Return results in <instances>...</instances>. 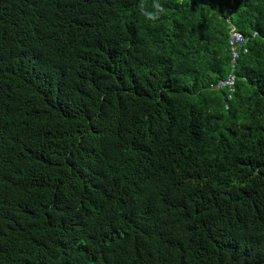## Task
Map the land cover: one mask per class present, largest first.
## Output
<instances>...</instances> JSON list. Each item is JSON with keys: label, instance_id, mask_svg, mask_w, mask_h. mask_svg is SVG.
I'll list each match as a JSON object with an SVG mask.
<instances>
[{"label": "trees", "instance_id": "obj_1", "mask_svg": "<svg viewBox=\"0 0 264 264\" xmlns=\"http://www.w3.org/2000/svg\"><path fill=\"white\" fill-rule=\"evenodd\" d=\"M0 264H264V0H0Z\"/></svg>", "mask_w": 264, "mask_h": 264}, {"label": "built area", "instance_id": "obj_2", "mask_svg": "<svg viewBox=\"0 0 264 264\" xmlns=\"http://www.w3.org/2000/svg\"><path fill=\"white\" fill-rule=\"evenodd\" d=\"M230 44L234 45L235 47L239 48L238 50H233L232 51V64L234 65L239 57V50L242 49V52H246V49L244 48V44L246 43V39L238 32L234 31V29L230 30ZM231 79H233L231 77ZM228 85L233 84V81H229Z\"/></svg>", "mask_w": 264, "mask_h": 264}, {"label": "clouds", "instance_id": "obj_3", "mask_svg": "<svg viewBox=\"0 0 264 264\" xmlns=\"http://www.w3.org/2000/svg\"><path fill=\"white\" fill-rule=\"evenodd\" d=\"M238 33H239V32H238ZM240 34H241V33H240ZM241 35H242V34H241ZM242 36H243V35H242ZM243 37H244V36H243ZM244 38H245V37H244ZM245 39H246V38H245ZM244 48L246 49V47H244ZM238 52H239V57H240L241 55L247 53V52H245V53L242 52V49H240ZM232 57H233V56H232V52H231V65H233V64H232ZM239 57H238V59H239ZM238 59H237V60H238ZM236 63H237V61H236ZM236 63L234 64V66L236 65ZM231 69H232V71L234 70V68H231ZM232 78H233V77H232ZM234 79H235V78L231 79V76H229L226 80H224V81H220V87H218V88H225V87L229 84L228 82L231 81V80L234 82Z\"/></svg>", "mask_w": 264, "mask_h": 264}, {"label": "rangeland", "instance_id": "obj_4", "mask_svg": "<svg viewBox=\"0 0 264 264\" xmlns=\"http://www.w3.org/2000/svg\"><path fill=\"white\" fill-rule=\"evenodd\" d=\"M229 12L231 11V9L230 10H228Z\"/></svg>", "mask_w": 264, "mask_h": 264}]
</instances>
